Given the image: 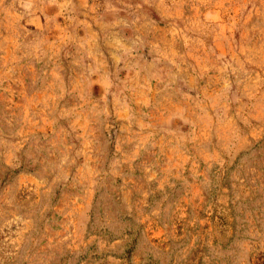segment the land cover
Returning a JSON list of instances; mask_svg holds the SVG:
<instances>
[{
    "label": "rangeland",
    "instance_id": "1",
    "mask_svg": "<svg viewBox=\"0 0 264 264\" xmlns=\"http://www.w3.org/2000/svg\"><path fill=\"white\" fill-rule=\"evenodd\" d=\"M0 264H264V0H0Z\"/></svg>",
    "mask_w": 264,
    "mask_h": 264
}]
</instances>
